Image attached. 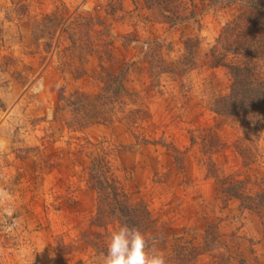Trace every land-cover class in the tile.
<instances>
[{"label":"rangeland","instance_id":"1","mask_svg":"<svg viewBox=\"0 0 264 264\" xmlns=\"http://www.w3.org/2000/svg\"><path fill=\"white\" fill-rule=\"evenodd\" d=\"M221 2L189 10L184 0L178 10L175 0H0V264H97L105 246L91 242L105 245L117 227L93 222L97 160L103 180L143 203L160 238L202 246L195 264H264V208L226 197L207 172L210 159L219 179L245 183L252 197L264 188V131L255 151L209 109L231 84L215 59L244 58L216 46L236 11ZM125 65L124 87L137 98L123 114L141 112L132 127L86 123L61 101L96 94ZM208 128L227 146L204 157L190 137L198 143ZM240 139L255 158L246 167L233 148ZM206 232L219 240L210 250Z\"/></svg>","mask_w":264,"mask_h":264},{"label":"trees","instance_id":"2","mask_svg":"<svg viewBox=\"0 0 264 264\" xmlns=\"http://www.w3.org/2000/svg\"><path fill=\"white\" fill-rule=\"evenodd\" d=\"M187 1L190 3L189 10L216 9L217 4H222L221 0ZM175 2L178 10L188 9L184 0H175ZM196 2L199 3V8H197L199 5ZM225 2V8L231 10L236 7V11L222 28L216 40V46L226 50L225 52L233 51L232 54L237 57L244 55V58L243 61L233 59L229 63L227 60L226 63L221 62L220 57L215 59L214 65L225 67L229 71L231 84L228 95L213 99L209 104V109L217 116L234 122L244 135V139L250 138L249 142L255 144V151H257L256 144L264 131V72H260V67L264 68V0H225ZM176 19H179L178 16ZM191 42L193 40H188L185 43L186 48ZM215 49L217 50V48ZM121 70L116 74L107 75L103 80V88L96 94L76 92L66 99L61 98V101L77 112L78 118L83 119L86 123L111 124L116 121L125 122L129 126L135 124L139 119L137 115L141 113L139 108L123 114L126 100L133 105L137 98L136 94L127 91L124 87L125 74L131 71V66L125 65ZM117 113L122 114L120 119L116 117ZM205 132L198 136L200 138L198 143L196 138L190 137V143L197 144L204 157L226 148L227 144L220 138L215 128H208ZM242 147L243 139L236 141L233 146L235 152L243 158V165L246 167L249 163L254 162L255 158H251L253 155L248 154L246 157ZM177 153L174 151L175 155ZM207 161H209L207 164L208 174L214 175L216 181L224 187L220 193L245 202L246 208L250 211L258 212L264 208V188L252 197L247 193L245 183L237 180L231 181L232 179H219L215 166L210 159ZM99 165L101 164L97 160L92 164L90 170L91 181L98 192V207L93 219L94 225L103 226L114 223L118 226L127 223L129 226H135L146 237L155 239L156 247L165 253L167 264H195L196 258L201 255L202 246L196 247L191 241L182 237L171 241L160 238L155 221L143 203H131L126 192L122 188H118L113 180L110 183L103 180L98 175L99 169H101ZM262 181L264 183V176ZM100 241L101 244L99 242L91 243L97 250L104 251V241ZM218 243L219 240L212 232H206L203 245L208 250ZM74 264L83 263L78 261Z\"/></svg>","mask_w":264,"mask_h":264},{"label":"clouds","instance_id":"3","mask_svg":"<svg viewBox=\"0 0 264 264\" xmlns=\"http://www.w3.org/2000/svg\"><path fill=\"white\" fill-rule=\"evenodd\" d=\"M97 264H167V259L153 237L123 223L108 233L105 251Z\"/></svg>","mask_w":264,"mask_h":264},{"label":"built area","instance_id":"4","mask_svg":"<svg viewBox=\"0 0 264 264\" xmlns=\"http://www.w3.org/2000/svg\"><path fill=\"white\" fill-rule=\"evenodd\" d=\"M89 10L91 9V8H88Z\"/></svg>","mask_w":264,"mask_h":264}]
</instances>
